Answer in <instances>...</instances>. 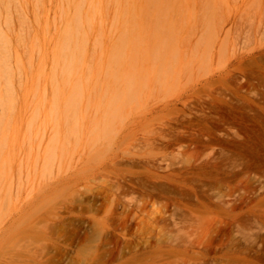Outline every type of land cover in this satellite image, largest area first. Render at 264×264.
<instances>
[{
	"label": "rangeland",
	"instance_id": "1",
	"mask_svg": "<svg viewBox=\"0 0 264 264\" xmlns=\"http://www.w3.org/2000/svg\"><path fill=\"white\" fill-rule=\"evenodd\" d=\"M175 1L0 0V264H264V0Z\"/></svg>",
	"mask_w": 264,
	"mask_h": 264
},
{
	"label": "bare ground",
	"instance_id": "2",
	"mask_svg": "<svg viewBox=\"0 0 264 264\" xmlns=\"http://www.w3.org/2000/svg\"><path fill=\"white\" fill-rule=\"evenodd\" d=\"M207 1L208 0H198L197 2L195 1V9L197 10L196 13H195V16L193 17V19H195V23H197V17H198V12H201V11H204V6L207 4ZM186 3L183 4L182 3V0H178V1H175L174 4H172V8L173 9H176L177 10V16L174 15L170 18V22L171 23H179V24H182V23H192L191 19L192 18L191 16L190 17H186L185 14L188 10H190L191 8V5L189 3V0L185 1ZM187 6V7H184ZM165 8V7H164ZM167 9V8H165ZM194 9V10H195ZM162 18V17H161ZM163 19L166 20L167 18L165 16H163ZM163 19H160L159 18V22H163ZM199 22H202V21H199ZM179 35V33H178ZM189 36V35H188ZM187 36V37H188ZM199 39V38H198ZM139 72V71H138ZM142 76V75H141ZM117 94V93H116Z\"/></svg>",
	"mask_w": 264,
	"mask_h": 264
}]
</instances>
